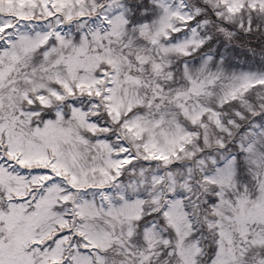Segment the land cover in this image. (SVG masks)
<instances>
[{
    "label": "snow or ice",
    "instance_id": "snow-or-ice-1",
    "mask_svg": "<svg viewBox=\"0 0 264 264\" xmlns=\"http://www.w3.org/2000/svg\"><path fill=\"white\" fill-rule=\"evenodd\" d=\"M0 264H264V0H0Z\"/></svg>",
    "mask_w": 264,
    "mask_h": 264
}]
</instances>
